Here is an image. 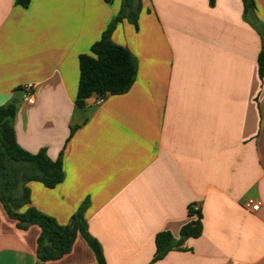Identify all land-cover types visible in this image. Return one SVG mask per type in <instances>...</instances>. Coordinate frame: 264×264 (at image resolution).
Wrapping results in <instances>:
<instances>
[{
    "label": "crops",
    "instance_id": "0c3cea01",
    "mask_svg": "<svg viewBox=\"0 0 264 264\" xmlns=\"http://www.w3.org/2000/svg\"><path fill=\"white\" fill-rule=\"evenodd\" d=\"M254 1L255 26L242 0H143L138 28L124 19L112 35L136 60L133 86L81 108L79 57L123 0H0V107L16 103L24 150L64 155V182L29 183L31 205L61 226L86 205L106 264H264V0ZM192 206L202 235L154 263L156 236L179 240ZM40 234L0 202V264H99L80 234L62 259L40 261Z\"/></svg>",
    "mask_w": 264,
    "mask_h": 264
},
{
    "label": "trees",
    "instance_id": "16d2710c",
    "mask_svg": "<svg viewBox=\"0 0 264 264\" xmlns=\"http://www.w3.org/2000/svg\"><path fill=\"white\" fill-rule=\"evenodd\" d=\"M143 0H123L122 10L108 29L96 42L89 54L79 57L80 79L78 85V107H83L85 100L94 95L116 96L127 93L133 86L137 65L129 49L115 44L112 40L117 25L124 19L138 28L139 15ZM216 0H209L214 6ZM32 0H16V5L28 9ZM112 3L113 0H106ZM244 18L255 26L260 24L256 16L254 0H242ZM261 33V32H260ZM259 76L264 79V38L259 55ZM17 114L16 103L0 107V202L8 216L17 221L20 230L38 226L41 234L38 239L37 256L42 262H53L69 254L78 235H82L94 251L99 264H106L100 244L90 236L84 214L86 205L72 217L69 225L61 226L31 205V193L28 184L39 182L46 188L54 189L65 180L63 153L57 160H52L45 150L31 154L24 150L17 141L14 119ZM74 130L72 129L73 135ZM71 138V137H70ZM188 215L191 221L186 224L179 240L170 232L156 236V254L153 262L163 260L172 251H181L187 240L202 235V214L190 207Z\"/></svg>",
    "mask_w": 264,
    "mask_h": 264
},
{
    "label": "built area",
    "instance_id": "2783aa9c",
    "mask_svg": "<svg viewBox=\"0 0 264 264\" xmlns=\"http://www.w3.org/2000/svg\"><path fill=\"white\" fill-rule=\"evenodd\" d=\"M27 91H28V94H27V97H26V101L29 103V104H33L34 103V99H33V95H32V90H33V85H29L26 87ZM105 100V96H99L98 97V100H97V103L98 104H102ZM244 208L246 210H248L249 212L251 213H257L260 211L261 207H262V202L261 201H258V200H254L252 198H249L247 199L244 204H243ZM195 210H199V207L198 206H195Z\"/></svg>",
    "mask_w": 264,
    "mask_h": 264
}]
</instances>
